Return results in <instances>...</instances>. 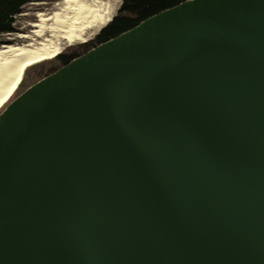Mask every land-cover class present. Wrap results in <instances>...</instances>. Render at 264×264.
<instances>
[{"label":"water","instance_id":"1","mask_svg":"<svg viewBox=\"0 0 264 264\" xmlns=\"http://www.w3.org/2000/svg\"><path fill=\"white\" fill-rule=\"evenodd\" d=\"M0 264H264V0L183 1L12 100Z\"/></svg>","mask_w":264,"mask_h":264},{"label":"bare ground","instance_id":"2","mask_svg":"<svg viewBox=\"0 0 264 264\" xmlns=\"http://www.w3.org/2000/svg\"><path fill=\"white\" fill-rule=\"evenodd\" d=\"M100 0H62L51 12L39 11L18 43L0 47V109L15 95L29 67L62 52L70 41L86 42L114 17L99 9ZM46 5V4H45ZM52 9V8H51Z\"/></svg>","mask_w":264,"mask_h":264},{"label":"trees","instance_id":"3","mask_svg":"<svg viewBox=\"0 0 264 264\" xmlns=\"http://www.w3.org/2000/svg\"><path fill=\"white\" fill-rule=\"evenodd\" d=\"M34 1L38 0H0V36L15 31V16L22 12L26 4ZM183 1L186 0H122L117 14L93 39L69 46L57 56L29 66L24 77L33 70L37 82L99 44L135 27L144 19Z\"/></svg>","mask_w":264,"mask_h":264},{"label":"rangeland","instance_id":"4","mask_svg":"<svg viewBox=\"0 0 264 264\" xmlns=\"http://www.w3.org/2000/svg\"><path fill=\"white\" fill-rule=\"evenodd\" d=\"M62 0H38L34 2H30L26 4L22 12L19 13L18 15L15 16V22H14V28L15 31L9 32V33H4L0 36V47L3 44H9V43H18L19 38L18 34L20 32L27 31L29 28L28 25L30 26V23L37 20L36 14L41 10L49 13L53 10V7L55 3L60 2ZM101 3L99 4V9L102 12L111 11L114 13V16L117 14L121 4L122 0H100ZM46 4V5H45ZM52 8V9H51ZM105 10V11H104ZM101 31V30H100ZM100 31L97 33L93 34L89 40L93 39ZM88 40V41H89ZM87 42V41H86ZM84 42L80 41H68L64 44L63 50L64 51L67 47L73 46L76 44H80ZM36 77L34 75V71L31 70L27 76L24 77V80L22 81V84L20 85L19 89L15 93V95L12 97V99L2 108L0 109V113L6 108V106L14 100L17 96H19L23 91H25L30 85L35 83Z\"/></svg>","mask_w":264,"mask_h":264}]
</instances>
